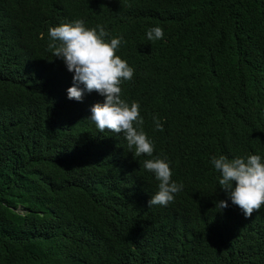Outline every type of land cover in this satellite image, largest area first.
Segmentation results:
<instances>
[{
    "label": "trees",
    "instance_id": "trees-1",
    "mask_svg": "<svg viewBox=\"0 0 264 264\" xmlns=\"http://www.w3.org/2000/svg\"><path fill=\"white\" fill-rule=\"evenodd\" d=\"M75 19L124 38L121 98L183 184L167 206L148 207L149 157L89 118L104 97L67 96L48 30ZM249 154L264 161V0H0V264H264V205L215 207L211 158Z\"/></svg>",
    "mask_w": 264,
    "mask_h": 264
},
{
    "label": "clouds",
    "instance_id": "clouds-1",
    "mask_svg": "<svg viewBox=\"0 0 264 264\" xmlns=\"http://www.w3.org/2000/svg\"><path fill=\"white\" fill-rule=\"evenodd\" d=\"M48 48L53 56L61 59L69 72L73 73V84L67 89L69 99L82 101L85 92L95 91L103 102L91 106L90 119L97 130H110L122 134L133 157L147 156L143 168L154 174L158 191L148 200V207L167 206L175 195L183 190V184L172 180V170L167 157L154 155V144L143 129L140 105H130L121 98L122 81L131 80L134 70L116 54L124 40L123 36L112 38L105 26L86 27L83 19H75L48 30ZM161 27L147 32V39H163ZM81 85L83 87H81ZM155 129L163 131L159 118L153 117ZM211 163L220 173L219 187L228 199L218 200V211L228 207V200L238 206L243 215L251 217L264 205V161L258 154L228 158L213 156Z\"/></svg>",
    "mask_w": 264,
    "mask_h": 264
}]
</instances>
